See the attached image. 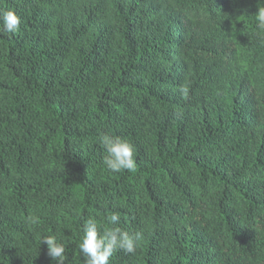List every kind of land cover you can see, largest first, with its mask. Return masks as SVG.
I'll return each mask as SVG.
<instances>
[{
	"label": "trees",
	"instance_id": "16d2710c",
	"mask_svg": "<svg viewBox=\"0 0 264 264\" xmlns=\"http://www.w3.org/2000/svg\"><path fill=\"white\" fill-rule=\"evenodd\" d=\"M264 0H0V264H85L84 223L142 239L109 264H264ZM103 135L134 148L104 164Z\"/></svg>",
	"mask_w": 264,
	"mask_h": 264
},
{
	"label": "clouds",
	"instance_id": "9594fccd",
	"mask_svg": "<svg viewBox=\"0 0 264 264\" xmlns=\"http://www.w3.org/2000/svg\"><path fill=\"white\" fill-rule=\"evenodd\" d=\"M256 26L264 29V6L259 7L255 14ZM20 18L14 11L0 13V33L14 34L19 30ZM100 144L106 152L104 164L112 172L122 170L134 171L136 162L134 160L133 145L120 137L103 135ZM120 216L113 213L108 217V224L111 228H105L100 234L94 219L89 218L83 225L82 238L79 242V251L85 258V264H109V260L116 250L126 253H133L135 245L142 239V233L137 231L129 234L116 226L119 224ZM44 243L47 248V255L57 264H63L66 259V248L63 243L58 242L53 234L45 235L41 238L40 244Z\"/></svg>",
	"mask_w": 264,
	"mask_h": 264
}]
</instances>
